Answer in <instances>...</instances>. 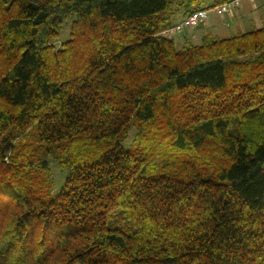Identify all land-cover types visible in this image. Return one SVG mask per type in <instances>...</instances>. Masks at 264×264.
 <instances>
[{
	"label": "trees",
	"instance_id": "obj_1",
	"mask_svg": "<svg viewBox=\"0 0 264 264\" xmlns=\"http://www.w3.org/2000/svg\"><path fill=\"white\" fill-rule=\"evenodd\" d=\"M225 1L0 0V264H264V24L161 35Z\"/></svg>",
	"mask_w": 264,
	"mask_h": 264
},
{
	"label": "rangeland",
	"instance_id": "obj_2",
	"mask_svg": "<svg viewBox=\"0 0 264 264\" xmlns=\"http://www.w3.org/2000/svg\"><path fill=\"white\" fill-rule=\"evenodd\" d=\"M213 0H206V7L212 4ZM247 1H244L246 3ZM258 5H264V0H254ZM246 20V19H245ZM259 26L255 23L243 22L235 25L234 19L230 15L220 16L215 10L210 9L208 20L204 26H199L194 29H187L183 33L173 35L176 45L181 47L185 40H190L194 45H200L202 38L207 34H212L220 39L230 38L239 32H248L252 29H257ZM240 29V30H238ZM50 169L57 183H61L63 179V171L56 165L53 160H50Z\"/></svg>",
	"mask_w": 264,
	"mask_h": 264
},
{
	"label": "built area",
	"instance_id": "obj_3",
	"mask_svg": "<svg viewBox=\"0 0 264 264\" xmlns=\"http://www.w3.org/2000/svg\"><path fill=\"white\" fill-rule=\"evenodd\" d=\"M244 1L246 0H227L214 7L213 10H215L220 16H233L236 12L243 8ZM247 1L254 3V0ZM209 11L210 10L205 9L194 11L181 22L162 31L161 35L164 37H172L173 35L183 33L187 29H194L199 26H204L208 20Z\"/></svg>",
	"mask_w": 264,
	"mask_h": 264
},
{
	"label": "crops",
	"instance_id": "obj_4",
	"mask_svg": "<svg viewBox=\"0 0 264 264\" xmlns=\"http://www.w3.org/2000/svg\"><path fill=\"white\" fill-rule=\"evenodd\" d=\"M213 4L214 2H212L211 5ZM219 4L217 3L216 6ZM231 18L234 19V23L235 25H238V27H240V24L243 22H250L253 24L256 21L257 25L260 28L264 24V5H258V3L256 2L250 3L249 1H247L246 3H244L243 8L236 12L233 16H231Z\"/></svg>",
	"mask_w": 264,
	"mask_h": 264
}]
</instances>
